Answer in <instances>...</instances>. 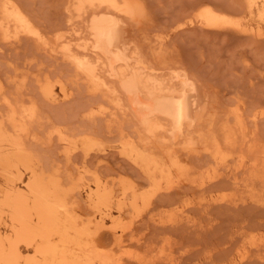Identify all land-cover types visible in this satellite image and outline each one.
I'll list each match as a JSON object with an SVG mask.
<instances>
[{
    "label": "bare ground",
    "instance_id": "obj_1",
    "mask_svg": "<svg viewBox=\"0 0 264 264\" xmlns=\"http://www.w3.org/2000/svg\"><path fill=\"white\" fill-rule=\"evenodd\" d=\"M144 1L65 0L62 11L65 22L58 26L55 23V30L52 24L50 31L54 35L50 37L46 29L44 32L39 28V22L36 26L35 16L30 17L32 14L25 9L26 13L17 0H0L1 42L13 46L25 39L23 44H33L37 52L61 59L66 69L73 70L71 83L83 82L91 96L92 101L82 106V117L91 122L104 120L109 134L98 132L99 135L95 132L98 129L87 126L85 129V125H79L84 129L78 127L80 130L73 133L69 132L73 131L70 126L68 131L63 124L50 126L52 121L47 122L50 124L44 139L46 143L55 141L65 164L72 165L76 157L81 159V165L75 168L77 178L65 183L63 173L67 166L62 170L60 166L47 165L43 152H39L42 147L38 149L39 144H45L43 137H39L44 133L39 130L41 135L37 134L39 127L33 130L41 118L40 100L46 101L43 104L47 107L51 106L49 102L68 101L70 80L67 84V78L57 72L56 77L43 72L42 79L36 78L41 74L33 75L36 78L33 85L40 97L37 104V98L24 103L9 97L0 78V264H132L129 259L113 255V247L121 244L124 233L117 234L110 228L107 247L99 226L106 220H115L128 207H136L148 194L140 190L139 182L125 175L101 176L98 171L89 170L87 164L93 158L102 164L103 158L114 154L153 185L164 184L163 190L169 192L184 184L195 186L189 162H206L216 172L213 178L222 174H217L218 168L230 170L233 179L239 178L233 182L237 186L241 176L235 175L244 173L251 195L259 192V188H263L260 191L264 195V144L260 143L264 139L260 140L263 136L257 139L259 129L255 132L248 128V124L256 126L264 118V110L257 106L248 108L249 104L238 101L239 97L233 105L226 104L229 107L222 105L217 89L202 80V74L195 71L191 61L190 65L185 56L184 59L172 50L173 46L169 48L171 41L167 43L170 33L194 28L207 34L215 31L261 40L264 0H243V6L240 5L244 8L239 10L243 12L235 8L242 15L240 18L235 16L236 11L234 15L231 11L233 17L221 5H211L212 1L190 0L171 19L174 27H168L172 31L162 29L168 32L165 34H160L157 28L159 34H153L156 21L154 17L151 19L150 4ZM148 23L150 26L145 28ZM259 40L256 42L260 43ZM24 81V78L20 83L16 81L17 86ZM125 124L130 126L129 130L124 128ZM115 125H118L116 135L110 139ZM86 173L91 174V180L84 181ZM229 173L225 172L228 176ZM203 185L197 184L201 188ZM80 198L85 199L87 209H82ZM254 201L264 205V196ZM85 212L90 213L87 220L83 218ZM184 216L183 219L188 218V214ZM92 223L98 226L93 227ZM133 260L139 264L138 257Z\"/></svg>",
    "mask_w": 264,
    "mask_h": 264
},
{
    "label": "rangeland",
    "instance_id": "obj_2",
    "mask_svg": "<svg viewBox=\"0 0 264 264\" xmlns=\"http://www.w3.org/2000/svg\"><path fill=\"white\" fill-rule=\"evenodd\" d=\"M208 1H212L213 4L211 2V5L213 6H218L219 4L224 9L226 8V13H230L229 15L231 16L234 15L237 7L238 11L241 8H244L242 7V2L244 3L243 0ZM17 2L21 7L23 5L25 12V9H27V12L32 14L30 17L33 18L35 16L34 22L37 20L35 22L36 26L39 22V28L44 32L46 29L47 31L45 33H49L47 36L51 37L54 35V32H51L52 24L54 28L53 30H55L56 24L58 26L65 22L63 17L65 13H62V11H64L63 6L65 0H17ZM188 2L191 3L190 0H146V3L150 4V7L147 4L146 5L149 7V10L151 8V19L154 17V22L156 21L154 26L157 25V27L154 28V26H152L153 21L150 22L152 26L151 29L154 28V30L152 29L153 32L156 31V28L159 29L158 31L160 34L172 31V29L168 27V25H174V21L170 24L171 19L173 20V18H176V15H178L185 6L190 4ZM231 11H233V15ZM235 14V16L238 15V18H240L239 16H242L239 15L240 13L238 12ZM149 26L148 23L145 28ZM168 28L171 30H168ZM149 29L150 28H148V31ZM162 29H166L167 31L163 30L166 31L163 33ZM158 31L153 34H157ZM214 32L215 31L211 33L210 31V33L207 34L197 28L192 30L182 29L179 33L169 32L170 34L169 38H167V43L168 41H171V43H168L170 47L168 44L167 45L169 48L173 46L172 50L174 49L176 53H180L179 55H181V57L183 56L182 58L185 59L186 57V61L188 59L189 63L191 61L192 65H195L193 67L194 69L196 68L195 71L198 74H202V80H206L204 82L206 84L208 83L207 85H212L211 87L213 89H217L215 91H217L216 93L219 96L217 97L219 100L221 99L220 101L222 105H233V103H235L234 101H237L239 97L238 101L242 100L247 106L249 104L248 108L257 106V109L264 110V38H260L261 40H259V38L253 39V37L249 36V38H247V36L244 35H235V37H233V35L229 36V34H226V36L223 33L217 34V32H215L216 34H214ZM148 34L151 35V33ZM170 37L171 40H169ZM23 38L24 37H22V39ZM257 40H259L260 43L256 42ZM1 41L2 40L0 39V78L3 81V85L5 83V90L7 93L9 92V97L11 96L12 99L16 97L24 103L28 100L27 102L29 103L30 100L34 101L32 98H37L35 100L38 104L37 100H40V97L38 98L39 94L38 90L34 87V82H36V78L42 79L47 73L52 74V76L54 75L53 77H56V75L59 74L62 77L64 76L67 78V84V80H70L69 83L72 82L71 78H73V70L68 66L69 70L66 69V64H64L61 59H53L54 57L45 53H43V55V51L37 52L38 50L35 49L33 44L29 42L23 44L24 41L26 42L25 39L23 41L21 40L19 45L18 43H16V45L12 44L13 46H11L10 43H3ZM23 49H25V51ZM34 50L37 53H34ZM194 69L193 72H195ZM43 70H46L47 72ZM37 74H41L42 76ZM23 75V78L26 81H24L22 86H19L20 84L17 86V83H20L23 79L21 78ZM33 75L35 77L37 75L38 77L35 78ZM6 77L8 78L6 79ZM11 80H16L17 83L16 81ZM73 83L74 84L71 83L68 85L69 90L71 91V99L68 101L64 100L65 102L61 101L63 104L49 102L51 106L48 104L49 107H47V102L40 100L41 103L38 104V107H40L38 108V117L41 118H38V122L39 120L40 122L34 125L35 128L33 131L35 132V129L39 127V129H36V132L41 135L39 130H42L44 135L39 136L41 139L43 137L42 141H45V134L49 129V127L47 129V124L50 123L47 122L51 121L52 123L50 126L63 124V126L67 127L68 131V127L70 126V129H73V131L70 130L69 132L73 133H77L80 129H84L87 126V128L92 130L95 128L98 129L95 131L97 133L99 132L106 136L109 135L106 133L108 128L104 120L99 121V119H95L98 122L95 120V122H91L88 121L86 117H82L84 116L82 106L84 108V106L92 101L91 96L83 82L81 83L80 81L78 84V82L75 83L73 81ZM19 89H24L22 92L24 93L26 91L25 94L21 95L22 92L19 91ZM253 101L256 102L254 103ZM44 102H46V104H43ZM251 103H253V106ZM77 110H79V112ZM81 111L82 114L80 113ZM53 113L55 117L53 116ZM81 118H84L85 120H82ZM79 120H81V122ZM84 121L85 123H83ZM87 121L89 122L88 124L86 123ZM39 124H42L43 127H40L41 125L39 126ZM79 125L85 126L83 128ZM95 125L97 126L95 127ZM257 126L258 128H256ZM78 127H80V129ZM116 128L118 129V125L112 127L113 133L110 134V137L112 136L110 139L115 137V131H117ZM124 128L129 130L130 126L125 124ZM248 128L250 130H255V132L260 130V133H256V135L259 134L260 136L258 135L256 137L258 139L263 136L260 140L264 139V118H262L256 126L251 123L248 124ZM260 140L258 141L260 142ZM260 143L264 144V140ZM40 146L42 147V150L40 149ZM45 148L48 151L46 150L45 152ZM58 148L59 147L54 140L51 143H46L45 141L44 144V142H42L38 146V149L41 150L39 152H43L42 158L46 161L47 165L49 164V166L53 167L60 166L63 168L62 170H64L66 164L63 158H60ZM108 156L109 157L106 156L103 158L104 161L102 164H99L97 158L96 160L95 158H93L94 160H90L87 164L89 170L98 171L101 176L125 175L128 179L139 182L141 184L140 190H143L148 194V198L145 201L138 202L137 206L134 208L128 207L129 209L127 208L115 220H106L102 225L99 224V231L101 230V234L106 241L105 243L107 244V247H110L108 243H110L109 241L111 240V233H109L111 229L115 230L117 234L121 232L124 233L123 243L121 242L116 248L113 247V255L124 260L129 259L128 261H131L132 264H138L134 260L132 261L133 257H138L140 259L139 264H264V205L254 201L255 199L263 198L264 195L263 193L261 194L263 188H259L262 190H258L259 192L252 196L251 192L248 191V188L245 185L247 183L245 181L246 174L245 176L244 173L238 172V174L235 175L236 177L241 176V180H238V183L241 184L242 181L243 184L236 186L233 182L239 178L235 177L236 179H233V175L231 172L229 173L230 170L224 171V169L218 168L219 171H217V174H219V172L222 174H220L221 176L219 175L218 177L213 178L216 172L211 169L209 163L201 162L199 164L195 162V160H192L189 162V165L193 169L192 174L196 179L195 186L184 184L180 187L181 189L176 188L169 192L163 190L164 184L155 186L152 182L138 174L139 172L128 168L127 163L124 162V164L116 155L113 154ZM74 159L72 165H66L67 167L64 170L63 175H67H64V179L66 180L65 183L69 182V179H76L78 176V172L75 168L81 165V159L79 158L78 160L77 157L76 160ZM225 172L229 173L230 178ZM85 178L84 181L91 180V174L86 173ZM228 178L229 180L227 181L226 179ZM224 180L226 182H223ZM201 182L204 183L202 188L197 186V184ZM159 189L161 191H158ZM176 192H178V194H175ZM80 199H82L80 200L82 209H87L89 206L85 202V199ZM185 213L186 216L188 214L187 219H183ZM82 214L84 215L83 218L86 219L87 214L89 216L90 213L85 212ZM189 218L192 221H190ZM91 225H93V227L98 226L94 223ZM169 259L170 261H168Z\"/></svg>",
    "mask_w": 264,
    "mask_h": 264
}]
</instances>
